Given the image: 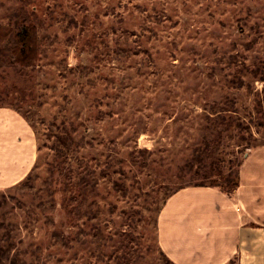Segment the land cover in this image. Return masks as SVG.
Segmentation results:
<instances>
[{"label": "rangeland", "instance_id": "1", "mask_svg": "<svg viewBox=\"0 0 264 264\" xmlns=\"http://www.w3.org/2000/svg\"><path fill=\"white\" fill-rule=\"evenodd\" d=\"M24 25L42 58L0 46V106L38 157L0 189V264H174L158 217L204 183L182 167L234 178L264 145V0H0V26Z\"/></svg>", "mask_w": 264, "mask_h": 264}, {"label": "crops", "instance_id": "2", "mask_svg": "<svg viewBox=\"0 0 264 264\" xmlns=\"http://www.w3.org/2000/svg\"><path fill=\"white\" fill-rule=\"evenodd\" d=\"M38 157L25 118L0 106V189L28 177ZM230 196L189 186L171 196L157 222L159 246L174 264H264V145L248 153Z\"/></svg>", "mask_w": 264, "mask_h": 264}, {"label": "trees", "instance_id": "3", "mask_svg": "<svg viewBox=\"0 0 264 264\" xmlns=\"http://www.w3.org/2000/svg\"><path fill=\"white\" fill-rule=\"evenodd\" d=\"M3 45L10 46L14 64L21 69H35L42 58V43L39 39L37 28L33 25H24L18 31L12 26H0V46ZM67 138V135L60 138V142L65 146H68ZM182 172L192 173V180L199 179L204 182L190 186L215 187L230 196L235 193L239 185V173L234 178L232 175H224L219 162L206 163L205 158L198 154L194 155L192 160L182 167ZM55 174L56 171L54 169L51 173L52 178L51 176L50 178L54 179ZM186 187H180L173 191L167 197L164 205L171 196Z\"/></svg>", "mask_w": 264, "mask_h": 264}]
</instances>
